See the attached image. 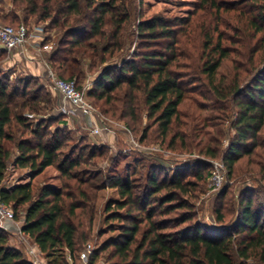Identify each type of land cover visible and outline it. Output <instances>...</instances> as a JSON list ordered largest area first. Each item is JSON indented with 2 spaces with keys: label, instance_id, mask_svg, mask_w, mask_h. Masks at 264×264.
<instances>
[{
  "label": "trees",
  "instance_id": "1",
  "mask_svg": "<svg viewBox=\"0 0 264 264\" xmlns=\"http://www.w3.org/2000/svg\"><path fill=\"white\" fill-rule=\"evenodd\" d=\"M25 2L29 12L40 14L41 19H50L55 26L66 28L59 48L50 55V61H55L58 75L62 78L74 79L78 85L77 79L85 75L84 62L79 55L90 60L91 70L96 65V58L100 64H106L108 53L113 56L122 51L121 33L129 20L128 13L121 12L123 0ZM213 4L220 12L219 3L214 1ZM28 6H32L31 9ZM79 16L82 18L78 19ZM74 17L76 22L79 20L84 25L74 26L75 21L72 25ZM10 24L17 26L20 23ZM172 25L169 19L159 15L142 20L138 34L148 42V49L138 51L137 58L126 60L120 66L102 65L88 91L89 97L103 102L101 106H106V115L127 119L132 129L142 124L144 106L149 124L143 128L139 138L142 143L153 127L159 141L165 143L174 126L180 123L182 104L187 99L185 75L176 68L175 54L169 52L168 56L164 51L151 49L158 39L167 42L166 48H174L173 43L177 40ZM248 26L251 31L244 32L248 49L243 54L239 49L235 53L247 58L249 69L245 70L244 64L238 63L234 68V78L229 82L227 75L230 73H222L221 70L232 50L223 45V33L215 39L209 30L204 44L206 61L200 71L206 75L207 82L203 86L208 87L217 100H230L237 107L232 113L235 116H231L234 140L222 157L230 175L234 173L240 157L252 154L261 145L258 138L264 129V71L250 79L245 91L242 88L243 72L250 73L256 66V55L260 54V61H264V4L259 5V13L249 19ZM107 28H111L109 33ZM82 33L83 37L79 35ZM251 39H257L256 43L252 44ZM69 44L71 49L66 47ZM3 74L0 71V198L12 206L16 217L24 211L22 230L46 255L48 264H70L68 254L77 263L83 249L78 251L80 236L70 216L77 215L78 208H85V204L91 202L88 188H98L83 176L86 172L79 170L83 163L89 164L96 151L90 149L86 155L82 149L76 155L77 148H73L71 153L63 154L68 142L61 129H50L51 125L44 119L32 127L28 120V113H39L44 107L42 103L47 102L42 96L44 87L30 92L31 81L12 83ZM177 137L175 133L170 147H174ZM184 139L182 137V141ZM205 153L211 157L219 155L210 145ZM100 154L103 155V151ZM10 159L15 167L29 168L34 174L57 166L67 180L64 186L69 189L75 187L83 203L75 201L72 191L65 193L49 184L38 195L32 182L6 187L4 180ZM187 176L184 171H176L171 177L161 178L157 167L151 166L147 183L141 191L121 176L112 177L109 186L118 188L122 198L116 206L125 209V213L114 211L110 217L125 222L119 238L102 248L114 247L112 259H117L112 264H247L251 258L257 264H264V201L256 200L246 190L237 197L233 219L226 220L223 204L216 208L217 220L222 226L189 223L180 227L193 220L187 197L205 177L202 171L197 172L196 181L187 179ZM227 194L225 189L221 197L225 198ZM68 199L73 202L69 203ZM108 209L111 210V205ZM176 210L181 212L175 217L157 219L158 215L164 216ZM63 248L68 250L66 256L60 253ZM91 256L93 264L99 252L94 249ZM0 264H33L21 250L9 244L8 233L2 227Z\"/></svg>",
  "mask_w": 264,
  "mask_h": 264
},
{
  "label": "rangeland",
  "instance_id": "2",
  "mask_svg": "<svg viewBox=\"0 0 264 264\" xmlns=\"http://www.w3.org/2000/svg\"><path fill=\"white\" fill-rule=\"evenodd\" d=\"M214 1L219 3L220 12L213 4ZM123 2L124 8L121 12H127L129 20L121 33L122 51L113 56L108 53L106 64H100L96 58L94 60L97 61L96 65L91 70L88 65L90 60L79 55L78 57L84 62L85 75L77 79L78 87L85 88L88 94L102 65L120 66L126 60L137 58L138 51L148 49L146 46L148 42H145L138 34L142 20L153 15L169 19L173 24L171 27L176 30L177 41L173 43L174 48L172 50L166 48L167 42L164 39H158L153 42L154 47L151 49L164 51L168 56L169 52L175 54L173 57L176 58V68L185 75L184 83L188 93L186 101L182 104L180 123L174 126L173 131L163 144L157 138L155 127L149 130L148 138L143 143L139 141L143 128L149 124L144 106L142 107V124H138L136 129L130 128L127 119L106 115L104 113L106 106H101L103 102H97L96 99L88 95V100L96 108V123L93 122L95 118L92 116H87V120H85L78 114H62L58 109L61 97L53 86L47 67L44 71L38 72L28 59L17 57L15 54L0 49V71L4 73V76L9 77L12 83L31 81L30 92L38 87H44L42 96L47 102L42 105L46 109L43 107L36 114L28 113V120L32 127H35L39 120L44 119L47 124L51 125L50 129H61L68 142L63 154L71 153L73 148H77L76 155L82 149L86 155L90 149L96 151L91 159L88 158L89 164L83 163L79 170L86 172L83 176L98 188H88L91 202L85 204L87 205L85 208H78L77 215L70 216L81 237H79L78 251L84 249L87 244H91L95 251L99 252V256L93 264H112L117 259V257L112 259L113 246L106 250H102V248L113 239L119 238L121 227L125 223L110 218L114 211L125 213V209H118L116 206L122 198L118 188L109 186L108 182L112 177L121 176L131 182L135 189L141 191L147 183L151 166L157 167V173L161 178L171 177L176 171H184L188 174L187 179L196 181L197 172L202 171L204 179L187 197L194 218L191 222L180 227L189 223H201L206 227L222 226V223L217 220L216 208L223 204L226 220L233 219L237 210V197L246 190L250 195H254L256 200L264 201V129L258 138L261 145L256 147L252 154L240 157L232 175L229 174L228 168L223 162L225 181L216 189L212 184L213 164L215 161L222 160L223 154L227 151L231 141L234 140L235 129L232 126L231 116H235L232 113L237 107L230 103V100H217L212 91L203 86L207 82L206 75L200 72L206 61L207 52L204 50V44L209 30L215 39L219 33H223V45L232 50L230 58L224 60L221 70L222 73H230L227 75L228 81L234 78V71H236L234 68L238 63L244 64L245 70L249 69L247 58L242 55L238 56L235 52L239 49L243 54L248 49L245 47L247 35L244 32L251 31L247 29L249 19L259 13V5L264 4V0H209L208 2L206 0H123ZM27 5L25 0H0V21H5V23L25 21L29 25H43L44 42L51 44V49L38 58L44 64L48 63L49 67L58 74L54 65L55 61H50V55L59 48L66 28L55 26L50 19H41L40 14L29 12L26 9ZM31 7L28 6V9ZM81 18L82 16L78 17V19ZM78 22L79 20L76 22L75 17L71 20L74 26L84 25ZM106 31L109 33L111 28H107ZM79 35L84 36L83 33ZM235 40H239V42ZM106 41L107 39L105 43ZM251 41L254 44L257 39H251ZM66 47L71 49L72 45L69 44ZM259 55H256L257 64L255 63L256 66L250 70V73L243 72V91L256 73L264 71V61H260ZM141 96L140 98H142ZM118 105L120 107L121 104ZM94 126L101 130L96 133L92 132ZM175 133L178 137L172 148L169 143ZM17 135L21 136L19 133ZM182 137L185 138L184 141H182ZM208 145L218 151L217 157H211L205 153ZM102 151L103 155L100 154ZM26 182H32L36 195L45 185L49 184L62 189L65 193L72 191L75 201L83 203L78 192L75 191V187L69 189L64 186L67 180L63 178L57 166H50L41 173L34 174L29 168L15 167L13 160L10 159L4 185L12 187ZM225 189L228 194L222 198L221 194ZM68 202L71 203L73 200L68 199ZM109 205H111V210L108 209ZM180 212L181 210H176L169 214H163L164 216L158 215L157 219L172 218ZM23 223L24 211L22 210L15 218L14 223L6 227L0 222V227L8 233L9 244L11 240L15 245H20L23 254L28 258L26 249L33 240L25 232H23V236L29 241H26L20 234L19 228L21 226L23 228ZM173 227V229L176 228V226ZM67 252L68 250L63 248L60 253L66 256ZM43 256L45 264H48V258L44 253ZM91 261L92 258L89 260V264H92ZM246 263L257 264L254 258L248 259Z\"/></svg>",
  "mask_w": 264,
  "mask_h": 264
},
{
  "label": "built area",
  "instance_id": "3",
  "mask_svg": "<svg viewBox=\"0 0 264 264\" xmlns=\"http://www.w3.org/2000/svg\"><path fill=\"white\" fill-rule=\"evenodd\" d=\"M44 34V26L40 24L29 25L26 22H21L15 26L0 21V49L21 58L36 60L43 53L51 49V44L44 42ZM45 65L51 76L53 86L61 97V102L58 107L59 111L65 115L82 113L84 115H90L93 118L97 117L95 113L96 108L88 100V94L85 88H79L74 79L68 80L60 77L49 67L48 63ZM93 122L96 123V118ZM100 130L101 128L94 126L92 132L96 133ZM225 177L223 160L215 161L212 169V184L215 189L222 185ZM15 218L16 216L12 206L3 202L0 198V222L8 227L15 222ZM19 232L26 241H29L28 238L23 236L22 226L19 228ZM94 249L93 245L87 244L80 252L77 263H74L71 255L68 254L70 264H89ZM26 252L33 264H45L43 253L35 242L29 243Z\"/></svg>",
  "mask_w": 264,
  "mask_h": 264
},
{
  "label": "crops",
  "instance_id": "4",
  "mask_svg": "<svg viewBox=\"0 0 264 264\" xmlns=\"http://www.w3.org/2000/svg\"><path fill=\"white\" fill-rule=\"evenodd\" d=\"M17 56V55H16ZM18 57V56H17ZM29 61V63H31V64H34V68L38 71V72H41V71H44L45 69H46V65L42 62V60L41 59H34V60H28ZM32 66V65H31ZM78 115L80 116V118H85V120H87V116H90V115H84V114H82V113H78ZM90 120L92 121V119L90 118ZM10 245L11 246H13V247H15V248H17V249H19V250H21L22 251V249H21V246L20 245H15V243H12V241L10 240ZM28 256V259L30 260V257H29V255H27Z\"/></svg>",
  "mask_w": 264,
  "mask_h": 264
}]
</instances>
